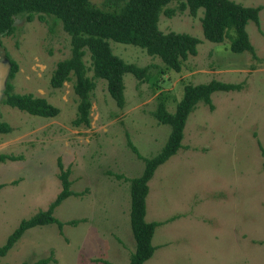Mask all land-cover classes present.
I'll return each mask as SVG.
<instances>
[{
  "label": "rangeland",
  "instance_id": "obj_1",
  "mask_svg": "<svg viewBox=\"0 0 264 264\" xmlns=\"http://www.w3.org/2000/svg\"><path fill=\"white\" fill-rule=\"evenodd\" d=\"M89 1L101 6V0ZM234 1L261 5L258 23L245 24L254 54L231 51L226 37L204 38L201 8L190 15L169 1L164 7L173 12L160 11L158 28L198 37L196 53L176 71L137 45L108 39L123 60L150 66L143 80L123 74L121 107L104 79L95 78L86 125L71 122L77 103L72 81L49 83L55 62L69 54L60 22L36 13L31 20L15 16L13 31L0 35V122L8 125L0 130V151L14 156L0 161V244L21 218L46 208L59 191L57 159L69 168L76 193L53 208L60 227L52 222L26 228L0 264L47 255L51 259L41 264H100L99 258L125 264L134 247L128 178L141 172L142 159L161 148L170 129L152 110L162 100L172 112L185 83L210 79L238 87L212 91V108L196 102L183 125L182 145L147 180L143 218L162 222L154 226L155 248L142 264H264V0ZM10 59L16 68L9 76ZM83 60L88 65L87 53ZM6 82L12 91L45 97L58 113L44 117L6 104Z\"/></svg>",
  "mask_w": 264,
  "mask_h": 264
},
{
  "label": "trees",
  "instance_id": "obj_2",
  "mask_svg": "<svg viewBox=\"0 0 264 264\" xmlns=\"http://www.w3.org/2000/svg\"><path fill=\"white\" fill-rule=\"evenodd\" d=\"M172 0H101V6L92 4L89 0H0V35L13 31L15 16L24 13L31 20L34 13L39 19L50 15L58 20L62 29L68 35L69 54L55 62L49 76V83L59 87L64 80L72 81V90L76 94V114L72 118L73 125L88 124L91 91L95 78L105 81V88L117 106L124 103L123 74L130 72L138 80L147 76L149 64L137 65L127 62L113 53L108 39L123 43H131L143 48L147 53L156 55L169 68L178 71L181 61L188 54L196 53L198 37L184 31H161L157 26L158 15L163 11L171 15L172 8L164 7ZM179 10L187 9L190 15H195L201 8L199 16L201 32L204 38L221 42L226 37L228 48L233 52L243 50L254 54L253 46L248 40L245 24L248 20L258 23V10L261 5H243L234 0H173ZM88 55V65L83 60ZM16 68L14 60L10 59L9 73ZM91 74L88 75L87 71ZM238 84L210 79L205 82L185 83L180 98L176 101L174 110L169 112L162 100L156 102L152 114L158 122L170 126L167 138L161 148L153 155L143 158V167L137 176L128 178V220L134 239V249L129 253L126 264H142L153 252L155 246L151 243L154 226L162 221L144 220L145 195L147 180L155 167L173 154L180 146L182 129L187 114L202 101L212 108L210 93L214 90L237 88ZM3 101L28 113L49 117L58 113V107L51 104L41 95L31 92H15L11 83L6 82ZM8 125L0 122V130H7ZM126 143L136 151L127 138ZM137 155H139L137 153ZM262 155L264 151L262 150ZM14 156L0 151V161ZM60 189L46 208L39 209L26 218H21L17 225L8 233L0 244V256L12 246L22 232L31 226L56 223L62 221L53 215V208L66 196L75 194L68 178L69 168L63 167L57 159ZM74 220H68L67 222ZM51 259L49 255L31 262L22 261L19 264H41ZM105 264H111L102 260Z\"/></svg>",
  "mask_w": 264,
  "mask_h": 264
},
{
  "label": "crops",
  "instance_id": "obj_3",
  "mask_svg": "<svg viewBox=\"0 0 264 264\" xmlns=\"http://www.w3.org/2000/svg\"><path fill=\"white\" fill-rule=\"evenodd\" d=\"M181 145H182V144H181ZM144 213H145V212H144ZM146 221H147V220H146ZM148 221H149V220H148ZM158 224H160V222H159ZM156 225H157V224H156ZM154 246H155V245H154ZM133 249H134V247H133L132 249H130V252H131ZM127 250H128V249H127ZM127 250L125 249V252H127ZM130 252H129V253H130ZM99 260L102 261V260H105V259H100V258H99ZM127 261H128V258H127V260H126V263H127ZM108 262H110L111 264H114L113 261H110V260H109ZM112 262H113V263H112ZM126 263H125V264H126ZM100 264H105V263H104V262H100Z\"/></svg>",
  "mask_w": 264,
  "mask_h": 264
}]
</instances>
